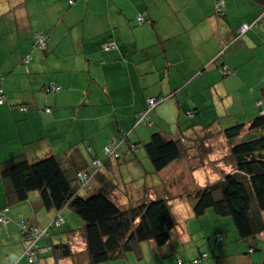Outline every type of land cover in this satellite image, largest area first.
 Returning a JSON list of instances; mask_svg holds the SVG:
<instances>
[{"label": "crops", "instance_id": "obj_1", "mask_svg": "<svg viewBox=\"0 0 264 264\" xmlns=\"http://www.w3.org/2000/svg\"><path fill=\"white\" fill-rule=\"evenodd\" d=\"M3 1L8 5L10 14L18 9L16 27L19 30L47 31L51 42L46 52L16 43L11 48L22 50L15 60L2 56V50L10 46L6 43L0 46V65L4 64L9 71L8 74L0 73V86L5 88L6 93V100L0 105V164L21 154L34 160L77 149L74 153L77 154L76 159L92 166L94 158H105L103 147L106 144L118 143L122 157L119 160L110 159L101 171L118 185L114 198L126 208L146 196L137 194L140 192L138 185L131 187L129 192L121 185H127L126 168L138 171L135 159L140 151L134 154L131 143L145 141L151 135L149 125L137 123V115L148 108L150 97L171 94L174 80H180L184 74L180 72L179 65L186 71L192 66L190 77L193 78L206 60L211 63L215 55L229 45L222 54V64L228 65L232 71L236 70L237 74L229 79L218 78L215 85L209 83L206 88L212 89V100L220 93L226 100H231L235 96H231L230 91H237L249 83L252 72L257 71L249 70L248 66L259 60L264 63V21L263 25L233 43L240 25L253 22L261 13L264 0H223L226 18L216 16L215 0H77L72 5L69 0ZM188 9L192 12L190 20L185 18ZM139 14L146 19L143 24L137 20ZM223 23L225 27L220 29ZM111 39L117 42V48L107 50L104 45ZM18 50H14L16 54ZM21 59L25 63L31 61L23 69L25 73H19V68L15 67ZM244 64L247 66L241 73L240 67ZM170 66H179L175 74L171 73ZM29 75L30 79H26ZM261 78L263 80V76L259 75L256 82H260ZM256 82L255 87L259 84ZM53 84L60 89L49 93L44 91L45 86ZM256 98L258 94L253 88L252 102ZM157 107L151 111L153 125V112ZM254 107L252 103L248 115L255 111ZM241 112L245 109L236 113ZM229 114L234 115L235 111ZM159 128V131L172 134L162 126ZM197 128L200 129L198 125ZM126 134L128 141H124ZM183 136L189 140L194 137L191 132ZM219 137L222 138L220 133ZM182 163H185L192 182L191 185L180 184L184 193L176 196L173 190L177 191L178 187L172 178L179 176L177 165ZM194 173L185 158L173 162L159 173L162 183H165L161 189L180 198L174 204L173 214L175 217L180 215L183 223L178 228L176 225L172 234L173 238L184 241L190 230L186 224L195 216L186 218L193 212V206L185 195L195 188L197 180L203 183L202 178H197V172ZM183 174L186 176L184 171ZM98 182L95 184L98 185ZM146 186L142 185V188ZM148 186L151 187L150 184ZM6 203L0 174V208ZM9 207L7 215L10 222L8 225L0 223V264H28L24 253L27 243L19 231V222L25 220L33 225L46 226L59 214L58 211L43 208L36 193H32L28 200ZM61 215L68 220L65 211ZM76 223L81 224L82 221L76 220ZM66 237V231L60 235V239ZM76 239L85 248V240L81 236ZM145 241L154 243L152 240ZM145 241L135 244L127 253L99 264L133 261L135 255L141 258L144 255L141 245ZM44 242L47 244L49 240ZM215 242L211 241V244ZM163 247L167 248L166 254L176 251L170 248V241ZM236 253L227 255L225 263L232 264ZM42 258L43 264H74L73 257L61 258L58 263L48 256ZM237 263L242 262L238 259Z\"/></svg>", "mask_w": 264, "mask_h": 264}, {"label": "trees", "instance_id": "obj_2", "mask_svg": "<svg viewBox=\"0 0 264 264\" xmlns=\"http://www.w3.org/2000/svg\"><path fill=\"white\" fill-rule=\"evenodd\" d=\"M76 1L69 0V4L72 5ZM222 1L215 0V14L217 17L226 18L227 11ZM137 20L143 24L146 19L139 14ZM263 21L264 7L253 22L240 25L233 43L241 40L249 31L263 25ZM224 27V24L220 25V29ZM33 34L34 49L46 52L51 42L50 34L44 30H36ZM38 36L44 37L45 48L39 47ZM226 47L215 55L216 60L218 57L221 58ZM104 48L115 49L117 42L111 39L105 43ZM256 53L260 58L258 49ZM257 65L256 73L262 75L263 80L261 78L260 82L257 81L256 83L259 84L254 87L255 94H258V98L253 101L255 111L250 115L249 113L243 115L242 119L234 120L235 122L230 126L219 129L229 150L228 154L223 156L228 166L218 169L220 172L214 169L218 172L215 179L207 180L206 183L197 180L195 188L185 195V199L191 202L194 214L199 220H206L209 214L211 219L214 215L217 219L232 221L231 229V225L226 226L225 229L214 228L216 242L214 241V244L210 242V251L206 252L208 257L212 253V257H216L220 264L227 262L224 258L229 254L232 256L234 252H237L232 258L234 264H241L237 263L238 259L246 264L255 262L264 264V245H261L264 240V63L259 60ZM220 68L224 76L233 77L237 74H233L226 64L221 63ZM59 89V86L53 84L45 86L44 91L49 93ZM5 96V88L0 86L2 99L0 105L5 102ZM150 99L155 100L153 105L149 102ZM165 99L166 96L150 97L147 101L148 108L137 115V123L152 126L151 111ZM193 113L197 115L196 111ZM209 125L205 126L209 127ZM205 126L198 125L200 128L198 129L197 125H194L189 129L197 142L201 136L203 139L204 136H210L206 134L207 132L202 135ZM187 131L180 129L174 133L175 135L163 131L151 133L147 140L131 143L133 153L139 152V143H142L157 174L173 162H179L184 158L188 161L190 170L198 174L200 169L206 168L207 155L211 147L208 150L206 149L208 147L203 145L198 147L197 143L189 147L186 141L189 139L183 136ZM123 137H125L124 141H128L127 134ZM107 146L115 149V152L109 156L105 152ZM120 146L118 143L106 144L103 147L105 158L102 160L94 158L92 166L88 162L84 163L85 161L76 159L77 154L74 153L77 149H72L63 155L51 154L34 160L21 154L0 164L4 195L7 200L6 206L0 208V213L6 217L5 220L0 219L1 224L8 225L10 222L7 215L9 205L28 200L30 195L36 192L43 208L48 211H58L59 214L46 226L33 225L25 220L19 222V231L27 243L24 253L28 264H43L42 256L52 258L54 263H58L59 259L64 257H73L74 264H99L131 251L135 244L145 240H152L159 246H165L172 241L174 237L172 232L177 225L171 204L174 196L168 195L161 189L162 181L154 192L151 191V187L146 186L145 198L133 206L126 208L115 200L114 192L118 185L101 170L110 159L119 160L122 157ZM217 157V160H214L216 169L219 166L216 162L219 155ZM96 161H100L101 166H97ZM196 161L197 164L194 165ZM80 174H87V177L83 178ZM199 177L203 176H197ZM96 181H99L98 185L95 184ZM139 191L135 192L137 194L142 192L140 189ZM64 211L68 220L62 218L61 213ZM67 212L72 214L75 212L82 223L74 226L76 219ZM41 230H45L44 233ZM65 231L67 237L60 239V235ZM78 236L85 240V248L76 239ZM52 237L59 240L56 241ZM45 239L49 240L47 244H44ZM204 240L206 241L207 238ZM74 246L77 247L76 250L73 249ZM28 249L35 255L31 257L32 253ZM184 262L183 258L178 260V264Z\"/></svg>", "mask_w": 264, "mask_h": 264}, {"label": "rangeland", "instance_id": "obj_3", "mask_svg": "<svg viewBox=\"0 0 264 264\" xmlns=\"http://www.w3.org/2000/svg\"><path fill=\"white\" fill-rule=\"evenodd\" d=\"M190 10L191 9H188V11L186 12L187 15L185 16V18L187 20L191 19L190 13L192 12ZM12 13H9L8 5L3 0H0V46L4 43H6V46H10L2 50V56L5 58H8L9 56L13 60H15L21 53L22 49H20L19 47L11 48L12 45L15 46L16 43L21 42L22 45H29L31 49H34V47L32 46V42L34 40L33 33L35 31L31 28H24L22 30H19V27H16L17 17L19 15L18 9H16ZM15 49H19L17 54L14 51ZM262 55L264 56V52H262ZM223 57L224 55H222L220 59L216 60L217 57L215 56L214 60H212L211 63L206 60L205 65L201 67V70L198 71L193 78L190 77L192 66L189 70L186 71V68H183L182 65H179L181 66L180 72H183L184 74L181 76L180 80H174L175 85L171 90V94H167L165 101L160 103L157 107V110H154L153 112V114H155V124L148 127V130L151 133L159 131V127L162 126L167 132H172V134L180 131V129L188 130L186 133L190 134L189 129L192 128L191 126L201 125L204 127L206 124H210L209 127L205 126V128L202 130V135L204 136L205 132H207L206 134L210 135L209 137L204 136L203 139V137L201 136L198 142L197 139L193 137V139L191 138L192 140H188L187 142L189 147L195 145L196 143L198 147L199 145L208 147L206 148L208 150L211 147V149L209 150L210 153L207 155L208 159L206 168L200 169L198 172V176H203L199 178H202V181L205 183L207 182V180L213 178L215 179L217 177L216 174L220 172L218 169L222 168L223 166H228L226 160L223 159V156H226L229 150L223 138L219 137V129L220 127L226 128L230 126L232 122H235L234 120L242 119L243 115H247L249 113L248 111L252 107L253 103V88L255 87L256 80H258L259 78L258 73L252 72L250 78L248 79L249 83H246L241 87H239L238 85L239 88L237 91H230V95L235 96L233 99L226 100V98H224V96L220 93L219 96H216V98L212 100V97L210 96L212 89L206 88V86L209 83H214L215 85V82L218 78L222 80V78L228 79L232 76H224L221 71L220 64L223 62ZM262 59L264 60V58ZM196 60L198 61V59ZM7 61H9V59H7ZM213 61H215L214 64ZM30 62L25 63L21 59L20 63L15 65V67L17 69L19 68V73H25L23 69H26V67L30 65ZM246 66L247 64H244L240 67L241 73H244V68ZM5 67L6 66H4V64L0 65L1 74L9 73L8 69ZM178 67L170 66L169 69L171 70L172 74H175ZM257 68L258 65L255 62L251 63L248 66L249 70ZM232 72L233 74L237 73V71L234 69ZM16 76H19V74H17ZM14 77H12V79ZM30 77L31 76L29 75L26 79H30ZM179 86L180 88L177 89ZM181 101L182 103H180ZM244 109L245 112L243 114H229L234 111L237 112L238 110ZM194 111L197 112V115H194ZM139 146L140 152L135 159L138 165V171L136 169L126 168L125 174L127 177V185H125L124 183H122L121 185L124 188H127L128 192L130 191L131 187H137L138 185L139 189L142 190V195H144L146 194L147 188H145L146 191H144V187L142 188V185L148 186L150 184L151 191L154 192L157 185L161 183L162 179L160 178L159 174L154 171L152 162L147 157L142 143H139ZM218 155L219 159L216 162H218L219 166L216 169L214 167V160H217ZM203 162L205 161L203 160ZM196 164L197 161L194 162V165ZM177 166L180 174L179 176H174L172 180L174 181L176 187H178V190H173V194L176 196H181L182 193H184V189H181L180 184L191 185L192 180L189 176L190 173L186 169L185 163ZM214 169L218 172H216ZM183 171L186 173V176L183 174ZM192 178H194V176ZM164 185L165 183L160 184V186ZM176 196L171 201L173 205L172 212L174 211V213V204L180 201V198H176ZM131 202L134 201L131 199ZM68 213L72 214L71 212H67V214ZM72 215L76 220H80L79 216L75 214V212H73ZM194 215L195 214L193 211L191 212V215L187 216L186 218H192ZM179 217L180 215H177V217H175V220L177 221V228L183 223V221L179 219ZM70 219L73 218L70 217ZM231 224V220H220L217 219V217H215L214 215L211 219L210 215L207 214L206 220H199L196 216H194V219L189 220L186 224L187 228L189 227L190 229H187V231L189 230V232L186 240L184 241L182 238H173V240L170 241V248H172V250L176 249L175 252L166 254L167 248L159 246L155 242L152 244L145 241L144 244L141 245V250H143L144 254L141 258H138L135 255L133 261H118L120 264H178V260L180 258H183L185 262L181 264H220L221 262H219L216 257H212L211 252L209 257L206 255V252L210 251V242L215 241L216 239L214 228L218 227L217 229H220V227H222V229H225L226 226L230 227ZM74 226L79 225L74 222ZM232 227L233 226L231 225L230 229ZM204 238H207V240L205 241ZM261 245H264V240H262ZM195 257H197L196 260ZM222 264L227 263L223 262ZM254 264H259V262H255Z\"/></svg>", "mask_w": 264, "mask_h": 264}, {"label": "built area", "instance_id": "obj_4", "mask_svg": "<svg viewBox=\"0 0 264 264\" xmlns=\"http://www.w3.org/2000/svg\"><path fill=\"white\" fill-rule=\"evenodd\" d=\"M247 26V25H246ZM38 44H39V47H41V48H45L46 47V41H45V39H44V37H39L38 36ZM149 102L153 105L154 103H155V100L154 99H150L149 100ZM0 103H2V99L0 98ZM105 152H106V154H108V156L109 155H111L112 153H114L115 152V149L112 147V146H107L106 148H105ZM101 162L100 161H96V165L97 166H101ZM81 175V174H80ZM83 178L84 177H87V174H82L81 175ZM7 210V209H6ZM0 219L1 220H5L6 219V217L5 216H3L1 213H0ZM37 228V227H36ZM43 231H45V230H41V232H43ZM44 233V232H43ZM32 247V246H31ZM32 249H33V247H32ZM35 249V248H34ZM29 250V249H28ZM27 250V251H28ZM29 252H31L32 253V255H31V257L33 256V255H35V253L34 252H32L31 250H29ZM33 261V260H32Z\"/></svg>", "mask_w": 264, "mask_h": 264}]
</instances>
